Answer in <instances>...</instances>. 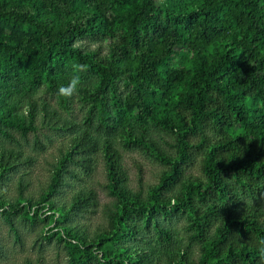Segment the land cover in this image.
<instances>
[{
  "label": "trees",
  "instance_id": "16d2710c",
  "mask_svg": "<svg viewBox=\"0 0 264 264\" xmlns=\"http://www.w3.org/2000/svg\"><path fill=\"white\" fill-rule=\"evenodd\" d=\"M73 63L87 66L83 85L58 97ZM121 150L159 164L155 182L137 163L132 189ZM98 157L111 201L90 231L78 220L99 205L86 185ZM262 200L264 0H0V216L15 243L19 216L43 223L68 264H259Z\"/></svg>",
  "mask_w": 264,
  "mask_h": 264
},
{
  "label": "rangeland",
  "instance_id": "374dc122",
  "mask_svg": "<svg viewBox=\"0 0 264 264\" xmlns=\"http://www.w3.org/2000/svg\"><path fill=\"white\" fill-rule=\"evenodd\" d=\"M83 48H93L94 45H88L86 42L77 43ZM105 49H103V52ZM42 98L48 100L50 103L55 104L56 100L53 96L45 92H40ZM83 113V108L80 103L76 100L71 102V114L76 119H80ZM53 139L55 142L50 146L47 145L46 151L43 153H34L38 157V162L34 168L31 169L29 173V188L30 193L38 190L41 184L47 180V163L52 159L55 152V147L57 142H60V138L53 134ZM158 136V135H157ZM160 136V135H159ZM42 143H45L44 137L39 135ZM160 139H165V141H170L166 135H161ZM33 141V136H29V145L22 142V145L26 147V150L31 152L30 147ZM163 148L171 151L167 145L162 144ZM32 153V152H31ZM122 161L124 168L126 169L129 179L130 187L132 189L137 188V167L136 164H140L143 170L144 181L147 184H152L155 182L156 177L162 167L153 162L151 159L147 158L145 154L138 153L135 151H124L121 150ZM198 165L190 169V172L199 175ZM105 174L101 159L98 157L96 160L95 172L93 176L87 181L86 185L94 188L99 196V205L95 212L90 213L83 218L78 220V224L86 227L87 229L94 230L97 225L103 224L104 220L102 217V210L105 205H107L111 198L108 196L105 185ZM9 193H14V185L7 187ZM264 207V200L260 201ZM14 224L19 231V235L22 243L17 244L14 242L12 235L9 233L7 226L3 222L0 216V242L3 246L6 257H0V264H21L24 259L35 260L38 257L43 259V264H68L66 254L61 245H59L55 239H46L43 234L44 224L41 222H36L35 224H30L24 221L21 217L16 216L13 218ZM185 224L184 218L181 221L174 224V229L178 230V236L182 239L185 237V233L182 231V227ZM195 256L197 254V248L193 247Z\"/></svg>",
  "mask_w": 264,
  "mask_h": 264
},
{
  "label": "clouds",
  "instance_id": "9594fccd",
  "mask_svg": "<svg viewBox=\"0 0 264 264\" xmlns=\"http://www.w3.org/2000/svg\"><path fill=\"white\" fill-rule=\"evenodd\" d=\"M72 75L68 78V82L66 85H60L57 89V96L64 98H72L77 95L80 87L83 85V81L81 79L80 73L87 71V66L79 63L72 64ZM95 81L92 86H95ZM35 98V94L33 96ZM13 102H16V98H13ZM28 111V102L25 101L23 106L18 111L17 115L25 116ZM255 247L259 256V264H264V239L256 241Z\"/></svg>",
  "mask_w": 264,
  "mask_h": 264
}]
</instances>
